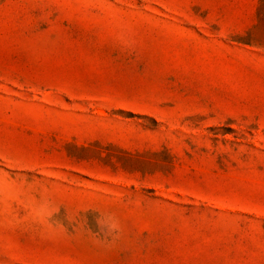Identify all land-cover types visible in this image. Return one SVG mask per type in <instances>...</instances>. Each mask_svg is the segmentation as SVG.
Segmentation results:
<instances>
[{"label": "rangeland", "instance_id": "obj_1", "mask_svg": "<svg viewBox=\"0 0 264 264\" xmlns=\"http://www.w3.org/2000/svg\"><path fill=\"white\" fill-rule=\"evenodd\" d=\"M0 264H264V0H0Z\"/></svg>", "mask_w": 264, "mask_h": 264}]
</instances>
